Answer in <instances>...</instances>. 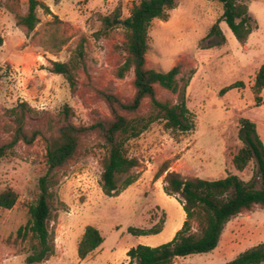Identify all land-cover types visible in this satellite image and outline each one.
Here are the masks:
<instances>
[{
    "label": "rangeland",
    "instance_id": "rangeland-1",
    "mask_svg": "<svg viewBox=\"0 0 264 264\" xmlns=\"http://www.w3.org/2000/svg\"><path fill=\"white\" fill-rule=\"evenodd\" d=\"M50 15L37 9L39 24L27 33L15 26V17L27 11V0H0V143L9 135L3 130L12 119L6 111L27 102L34 113L26 117L25 129L38 133L35 141L19 143L0 158V193L17 194L15 205L0 208V264H25L29 240L17 231L29 219L28 209L38 198V181L45 174V142L50 131L64 124L63 109L75 126H88L98 118H110L107 105L95 90L110 88L122 101L134 95L133 74L122 80L114 77L123 62L124 29L106 27L103 19L119 12L123 20L140 0H38ZM257 29L240 45L225 23L218 27L222 37H208L219 22L222 6L208 0H179L165 21L154 20L148 29L146 67L168 72L181 64L179 94L156 87L159 100L179 102L183 93L190 113L189 132L168 131L163 121L152 123L125 149L142 162L138 181L118 197H106L99 183L100 161L106 152L95 134L81 140L73 159L59 170L55 188V253L40 264H126V252L138 245L157 247L167 243L173 227L182 224V208L162 191V177L155 180L166 164L184 177L220 180L237 176L245 184L260 186L256 162L252 159L238 172L231 159L244 147L240 139L241 121L255 125L264 145V88L256 106L252 93L254 77L264 63V0H245ZM56 16L57 20L53 17ZM84 37V59L88 67L74 73L75 88L62 76L46 71L50 61L68 62L80 38ZM235 83L242 86L224 94ZM148 100L141 102L138 115L148 112ZM132 118L134 116L129 115ZM164 221L157 235L134 236L129 228L150 229ZM87 226L96 228L103 243L84 260L77 245ZM264 242V209L256 206L233 218L223 230L215 250L207 254L179 258L175 264H225L246 250Z\"/></svg>",
    "mask_w": 264,
    "mask_h": 264
},
{
    "label": "trees",
    "instance_id": "trees-1",
    "mask_svg": "<svg viewBox=\"0 0 264 264\" xmlns=\"http://www.w3.org/2000/svg\"><path fill=\"white\" fill-rule=\"evenodd\" d=\"M179 0H140L132 6L127 18L121 19L119 12L112 18L106 17V27L124 29L123 62L116 68L114 77L122 80L127 74H133L134 95L128 101H122L112 89L95 90L99 99L108 107L110 118H98L88 126H75L68 121L69 111L63 109L64 124L44 139L45 174L38 181L39 194L34 205L28 209L29 219L25 226L17 231V237L29 240V253L25 264H40L48 261L55 253L54 233L50 222L54 219V202L57 200L55 188L59 185L57 173L68 165L79 148L81 140L88 134H95L103 141L106 154L100 161V189L106 197H118L139 179L138 169L142 162L128 155L125 144L137 138L152 123L164 122V129L189 132L192 128L190 113L186 107L183 93L179 102L170 99L159 100L156 87L179 94L178 63L168 72H160L146 67L148 52V29L152 21H165L168 12L176 8ZM222 6V15L208 37L221 36L220 22L226 24L240 45L247 42L248 36L257 29L255 20L250 16L245 0H208ZM41 8L50 15L49 8L38 0H27V11L23 16L15 17V26L32 32L39 24L37 9ZM57 20V17H53ZM84 37L80 41L68 62L50 61L47 72L62 76L70 88H75L74 73L88 67L84 59ZM2 39L0 38V46ZM242 86L235 83L224 88L221 94ZM264 88V63L254 77L251 88L256 106L261 102L260 94ZM148 100V112L138 115L141 102ZM27 102H19L16 107L6 111L12 119L6 124L4 132L9 135L5 143H0V158L14 150L19 143L32 144L38 137L37 132L29 134L25 129L26 117L34 113ZM129 115L134 116L132 118ZM240 139L244 147L231 159L233 167L243 172L247 164L254 159L260 186L245 184L237 176L228 175L220 180H202L196 177H184L163 164L155 174V180L162 177V191L174 198L184 213L183 223L173 238L157 247L138 245L126 252V264H175L179 258L191 255L207 254L215 250L227 223L244 212H250L258 206L264 209V145L256 134L255 125L248 120L241 121ZM17 201V194L10 189L0 193V208L9 210ZM164 221L150 229L129 228L127 232L134 236L157 235L162 232ZM103 243L100 232L87 226L77 245V256L84 260ZM225 264H264V242L239 254Z\"/></svg>",
    "mask_w": 264,
    "mask_h": 264
},
{
    "label": "crops",
    "instance_id": "crops-1",
    "mask_svg": "<svg viewBox=\"0 0 264 264\" xmlns=\"http://www.w3.org/2000/svg\"><path fill=\"white\" fill-rule=\"evenodd\" d=\"M182 216L184 217V213H182ZM182 220H184V219H182ZM182 223H183V222H182ZM181 225H182V224H179V225L173 227V229H172L170 235H169L168 238L166 239L167 241H170V240L173 238L174 234L176 233V231H178V230L180 229ZM162 230H163V229H162Z\"/></svg>",
    "mask_w": 264,
    "mask_h": 264
}]
</instances>
